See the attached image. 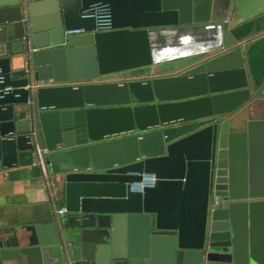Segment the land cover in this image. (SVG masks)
I'll return each instance as SVG.
<instances>
[{"label": "water", "instance_id": "water-1", "mask_svg": "<svg viewBox=\"0 0 264 264\" xmlns=\"http://www.w3.org/2000/svg\"><path fill=\"white\" fill-rule=\"evenodd\" d=\"M235 2L0 0V172H47L66 209L0 231V264H264V221L252 220L264 201L231 203L264 197L252 193L264 183L232 178L237 135L220 119L263 69L251 39L264 18L233 24ZM96 4L111 10L108 31L82 15ZM75 29L86 33L65 36ZM224 47L178 76L98 81ZM253 124L242 145L255 137L264 170V122ZM142 175L153 186L130 192Z\"/></svg>", "mask_w": 264, "mask_h": 264}, {"label": "flooded vegetation", "instance_id": "flooded-vegetation-1", "mask_svg": "<svg viewBox=\"0 0 264 264\" xmlns=\"http://www.w3.org/2000/svg\"><path fill=\"white\" fill-rule=\"evenodd\" d=\"M252 40L256 41V48L253 50L254 52H259L258 57V63L260 64V67H262V73H253V80L251 82L248 81V87L250 89H253L255 91L254 94H251L250 99L247 103L239 107L238 109L234 110L231 113L224 114L220 117L221 122H226L227 128L229 131L236 133L238 143H235V146L233 147V156H234V167L235 170L232 174V178H236V180L239 179V177H244L245 181H252L255 184H260V182L264 183V170H259L257 168L256 163V156H254V150H255V140L252 138L251 143H249L248 136L246 135L245 145L243 149L242 141L244 140V135L247 131V128L249 125H251L252 134L254 135L259 130L258 127H256V124H253L255 122H264V32L257 35L256 37L252 38ZM227 49L226 47L222 48L220 51L212 52L204 55H198V56H192L188 58H175L174 60H179V63H182V65L172 73H170L168 76L164 77H171V76H178L182 74L183 72L190 70L201 63L205 62L208 59H211L215 56L223 54ZM172 60V61H174ZM159 65V64H158ZM126 75V74H125ZM109 77V76H107ZM106 77V78H107ZM163 76L159 78H164ZM105 77L100 78L98 81L100 83H130V82H144L146 80L153 79L151 77H145V76H139L137 75H128L121 78H117L115 80L112 79H106ZM209 95V94H208ZM208 121L210 119H207ZM264 125V124H263ZM260 126V125H259ZM261 127V126H260ZM264 148V146H263ZM252 151V152H250ZM252 153V154H251ZM261 176L262 180H261ZM244 192H241L242 194ZM255 196L256 195H262L264 196V188L255 189L252 192ZM239 194V193H238ZM251 193H248L247 196H249ZM245 196V194H243ZM212 197V196H211ZM264 201V197L262 198H253V199H244L242 201L233 200L231 203L237 204H245L248 203L249 206H251V203L254 204L256 202H262ZM219 202V199H217L216 203ZM264 215V214H263ZM260 217L258 214H254L252 220H253V231H255V228L257 229L258 226H260L261 222L264 221V216ZM226 259H228L226 257Z\"/></svg>", "mask_w": 264, "mask_h": 264}, {"label": "crops", "instance_id": "crops-1", "mask_svg": "<svg viewBox=\"0 0 264 264\" xmlns=\"http://www.w3.org/2000/svg\"><path fill=\"white\" fill-rule=\"evenodd\" d=\"M233 10V24L248 26L252 20L264 18V0H236ZM199 14L196 11L198 19ZM40 182L29 169L17 167L0 172V231L24 224H47L53 207L46 201L47 192ZM56 190H61L60 181Z\"/></svg>", "mask_w": 264, "mask_h": 264}, {"label": "built area", "instance_id": "built-area-1", "mask_svg": "<svg viewBox=\"0 0 264 264\" xmlns=\"http://www.w3.org/2000/svg\"><path fill=\"white\" fill-rule=\"evenodd\" d=\"M83 17H93L96 20V29L95 31H108L110 30V16H111V10L108 5L103 4H96L91 6L88 10L82 12ZM86 32L84 29H75V30H69L65 32V36H80L84 35ZM1 79V77H0ZM36 86V83L34 81L27 84L25 87H23V90L28 92L27 99H26V105L30 106L33 104L34 101V88ZM2 91L6 92L9 91V88H5ZM0 90V93L2 92ZM2 96H0V99ZM40 183L45 188L47 192L46 201L51 204L54 208V213L57 216L66 214V209L61 208L57 209L55 208V205L59 199V193L56 190V181L54 178L48 174L47 172H43V174L40 177ZM155 181V178L153 175H142L141 180L137 183H134L133 186L130 188V192L133 193H142L145 188H150L153 186Z\"/></svg>", "mask_w": 264, "mask_h": 264}, {"label": "rangeland", "instance_id": "rangeland-1", "mask_svg": "<svg viewBox=\"0 0 264 264\" xmlns=\"http://www.w3.org/2000/svg\"><path fill=\"white\" fill-rule=\"evenodd\" d=\"M181 65L182 63H179V60L168 61V62H163L159 65L156 64L151 67H146V68L131 71V72L110 75L109 77L107 78L105 77V78L115 80L117 78H121L124 76H128V75L131 76V75H137V74H139V76L159 78L161 76L164 77V76L169 75L173 71L177 70Z\"/></svg>", "mask_w": 264, "mask_h": 264}]
</instances>
